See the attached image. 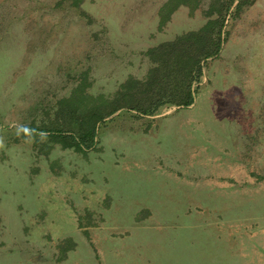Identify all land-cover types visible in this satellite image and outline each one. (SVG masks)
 Segmentation results:
<instances>
[{"label":"rangeland","instance_id":"1","mask_svg":"<svg viewBox=\"0 0 264 264\" xmlns=\"http://www.w3.org/2000/svg\"><path fill=\"white\" fill-rule=\"evenodd\" d=\"M225 1L0 0V264H264V0H234L191 106L119 110L84 152L53 132Z\"/></svg>","mask_w":264,"mask_h":264},{"label":"trees","instance_id":"2","mask_svg":"<svg viewBox=\"0 0 264 264\" xmlns=\"http://www.w3.org/2000/svg\"><path fill=\"white\" fill-rule=\"evenodd\" d=\"M252 1L239 0L235 4L234 0H226L216 15L209 14V19L199 30L148 49L144 56L152 67L146 77L143 80L128 79L109 99L96 98L89 105L87 116L81 117L80 121L72 117L74 111H68L62 123H69L67 128L61 126L53 131L61 139L60 143L80 152L90 149L97 124L122 109L141 116H153L162 107L191 106L197 92L195 84L199 83L205 63L219 54L230 8L235 4L234 9L238 12ZM70 100L64 102L70 103Z\"/></svg>","mask_w":264,"mask_h":264},{"label":"clouds","instance_id":"3","mask_svg":"<svg viewBox=\"0 0 264 264\" xmlns=\"http://www.w3.org/2000/svg\"><path fill=\"white\" fill-rule=\"evenodd\" d=\"M16 135L19 137L23 135L27 138L26 142H36V139L39 138L40 142H45L48 137V133L43 131H37L36 129L31 128L25 124L15 125ZM6 149V142L3 136H0V150Z\"/></svg>","mask_w":264,"mask_h":264},{"label":"crops","instance_id":"4","mask_svg":"<svg viewBox=\"0 0 264 264\" xmlns=\"http://www.w3.org/2000/svg\"><path fill=\"white\" fill-rule=\"evenodd\" d=\"M208 108H210V107H208ZM199 113V112H198ZM201 114H204V112H201ZM178 131V130H177ZM181 131V130H180Z\"/></svg>","mask_w":264,"mask_h":264}]
</instances>
